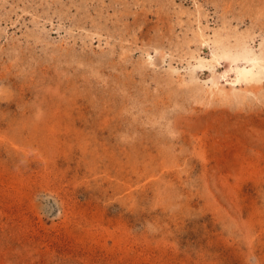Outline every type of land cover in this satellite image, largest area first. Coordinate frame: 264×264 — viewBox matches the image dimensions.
Returning a JSON list of instances; mask_svg holds the SVG:
<instances>
[{"label":"rangeland","instance_id":"obj_1","mask_svg":"<svg viewBox=\"0 0 264 264\" xmlns=\"http://www.w3.org/2000/svg\"><path fill=\"white\" fill-rule=\"evenodd\" d=\"M216 39L264 58V0H0V264H264V70Z\"/></svg>","mask_w":264,"mask_h":264},{"label":"bare ground","instance_id":"obj_2","mask_svg":"<svg viewBox=\"0 0 264 264\" xmlns=\"http://www.w3.org/2000/svg\"><path fill=\"white\" fill-rule=\"evenodd\" d=\"M216 45L211 53V59L209 60L213 65L216 64L217 61L223 59L225 57L230 58L232 61L238 59H244L248 62H251V66L249 68H239L237 69L235 76L232 82L238 81H258L260 82L263 78V70H264V58L255 55L250 52H246L245 50H240L238 46L236 47H229L225 45L221 40H215ZM214 42V43H215ZM209 62V63H210ZM215 63V64H214ZM231 97H237L238 93H231Z\"/></svg>","mask_w":264,"mask_h":264}]
</instances>
